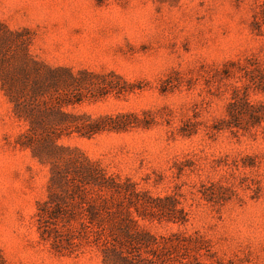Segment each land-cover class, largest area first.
<instances>
[{
  "label": "rangeland",
  "instance_id": "rangeland-1",
  "mask_svg": "<svg viewBox=\"0 0 264 264\" xmlns=\"http://www.w3.org/2000/svg\"><path fill=\"white\" fill-rule=\"evenodd\" d=\"M27 51L98 131L41 164L0 89V264H264V0H0Z\"/></svg>",
  "mask_w": 264,
  "mask_h": 264
},
{
  "label": "trees",
  "instance_id": "trees-1",
  "mask_svg": "<svg viewBox=\"0 0 264 264\" xmlns=\"http://www.w3.org/2000/svg\"><path fill=\"white\" fill-rule=\"evenodd\" d=\"M11 35L20 38L19 34ZM4 55L0 57V89L11 105L14 117L28 127L26 134L17 140L20 148L29 149L33 158L45 164L52 151L60 150L52 148L51 140L72 134L90 136L98 131L86 124L87 116L66 111L68 107L79 104V100L71 96V92H77L76 88L80 86L71 70L46 67L34 61L28 51L21 57H11L14 58L12 60L6 59ZM47 146L49 151L44 152ZM65 166L71 168L75 175L81 176L83 181L96 182L94 170L86 160L70 159L65 162ZM53 196L39 206H47L54 199L64 201L56 193Z\"/></svg>",
  "mask_w": 264,
  "mask_h": 264
}]
</instances>
